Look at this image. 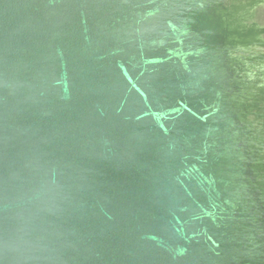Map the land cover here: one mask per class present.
<instances>
[{
	"label": "water",
	"instance_id": "95a60500",
	"mask_svg": "<svg viewBox=\"0 0 264 264\" xmlns=\"http://www.w3.org/2000/svg\"><path fill=\"white\" fill-rule=\"evenodd\" d=\"M0 264H264V0H0Z\"/></svg>",
	"mask_w": 264,
	"mask_h": 264
}]
</instances>
